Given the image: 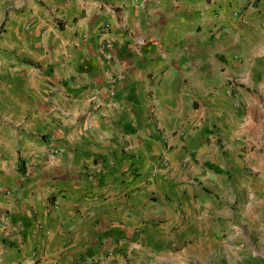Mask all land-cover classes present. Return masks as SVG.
<instances>
[{"label": "crops", "instance_id": "0c3cea01", "mask_svg": "<svg viewBox=\"0 0 264 264\" xmlns=\"http://www.w3.org/2000/svg\"><path fill=\"white\" fill-rule=\"evenodd\" d=\"M0 30V264L177 249L264 125V0H0Z\"/></svg>", "mask_w": 264, "mask_h": 264}, {"label": "rangeland", "instance_id": "374dc122", "mask_svg": "<svg viewBox=\"0 0 264 264\" xmlns=\"http://www.w3.org/2000/svg\"><path fill=\"white\" fill-rule=\"evenodd\" d=\"M8 51L0 45V130L8 129L1 118L10 113ZM240 135L232 156L224 154L231 165L219 170L217 187L206 193L195 231L154 264H264V125Z\"/></svg>", "mask_w": 264, "mask_h": 264}, {"label": "built area", "instance_id": "2783aa9c", "mask_svg": "<svg viewBox=\"0 0 264 264\" xmlns=\"http://www.w3.org/2000/svg\"><path fill=\"white\" fill-rule=\"evenodd\" d=\"M107 28H109V24H107L104 29L106 30ZM104 44H106V46H111L112 42L111 40L105 39ZM95 171L101 172L102 169L100 167H97Z\"/></svg>", "mask_w": 264, "mask_h": 264}]
</instances>
